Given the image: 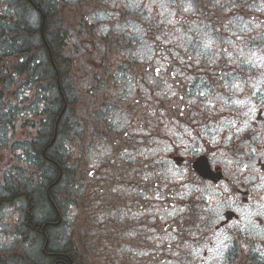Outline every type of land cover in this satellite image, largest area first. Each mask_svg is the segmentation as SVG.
I'll return each instance as SVG.
<instances>
[{
	"label": "flooded vegetation",
	"instance_id": "obj_1",
	"mask_svg": "<svg viewBox=\"0 0 264 264\" xmlns=\"http://www.w3.org/2000/svg\"><path fill=\"white\" fill-rule=\"evenodd\" d=\"M20 1L0 0V226H32L19 194L44 187L87 264H264V0H42L49 56L15 43L38 34Z\"/></svg>",
	"mask_w": 264,
	"mask_h": 264
},
{
	"label": "trees",
	"instance_id": "obj_2",
	"mask_svg": "<svg viewBox=\"0 0 264 264\" xmlns=\"http://www.w3.org/2000/svg\"><path fill=\"white\" fill-rule=\"evenodd\" d=\"M41 3L42 0L20 1L19 8L23 7L25 11L30 9L33 12L35 20L37 17V21L33 23L36 24V27L38 28V29H34L37 30L38 34L32 37L24 34L26 31L23 30V28L27 27L26 23L28 21L27 19H22L19 24V29L23 30V32H21L20 35L24 37V41L23 39H21V36H19L16 39L15 43L18 45L19 42H21L24 45V47L25 46L28 47V45L35 43L39 44L40 47H42V50L45 51L42 54L45 56L46 53V55L49 56V49L44 48V41L41 32V28H43V22H44V20L42 19L43 6ZM54 20L58 24L57 19H52L51 15L45 18V22L47 23L46 28L48 32H49L48 23L54 26ZM48 36H49V41H51V46L53 47L55 53L58 54L59 48L56 46V38L54 37V34L51 33ZM56 68L50 65L49 74L55 76L56 70L62 69L59 67ZM50 152L52 153L51 156L55 158L54 154L56 153L54 152V150H51ZM55 161L56 160H53V163H51L52 166L51 171L53 172L58 171V166H56ZM50 193L52 197L49 198L46 196L45 188L39 187L37 190H35L34 198L29 197L25 194L23 195L19 194V198L20 196L21 197L23 196V200L24 201L26 200L25 202L33 203L35 208L34 211L32 212V216L36 217V222H34L32 226L25 225L24 223L22 226L16 227V230L19 233L17 243H19L22 246L23 243H26L24 246L25 249L20 251L17 249L18 247L15 246L6 247L4 249L0 248V264H79V260L75 255L76 251L74 253L71 248H67V246H65L64 243H62V241H64V238L63 240H61L60 236L62 235L63 237L64 234L62 231H60L61 228L58 226H53L48 224V222L51 221L53 217H57V211L52 206V203L55 202L58 208V204L56 202L57 194H54L53 190H51ZM15 244L16 241H13L12 243L10 242V244H6V246L15 245Z\"/></svg>",
	"mask_w": 264,
	"mask_h": 264
},
{
	"label": "rangeland",
	"instance_id": "obj_3",
	"mask_svg": "<svg viewBox=\"0 0 264 264\" xmlns=\"http://www.w3.org/2000/svg\"><path fill=\"white\" fill-rule=\"evenodd\" d=\"M28 14L25 16L26 18L25 19H27V21H28V24L29 25H32V26H34V25H36V24H34L35 22H36V20L34 19V15H33V12L30 10V9H28ZM34 22V23H33ZM61 231V230H60ZM67 235V234H66ZM66 235H63V237H62V235L60 236V239L61 240H63V238H64V241H62V243H64V245L65 246H67V248H71L72 250H73V252L75 253V251H76V253L77 254H79V250L76 248V244H78L77 243V237L76 238H71V240L70 239H68L67 238V236ZM14 240H16V238H14V239H10V238H7V239H5V240H3V239H1L0 238V248L1 249H4V248H6V247H18L17 249L18 250H23V249H25V244L26 243H23V246L22 245H20L19 243H16L15 245H8V246H6V244H10L9 243V241H14ZM21 246V247H20ZM3 247V248H2ZM28 249V248H27ZM29 250V249H28ZM75 253V255H76V257H77V259L79 260V262H81V260L85 257V259H86V256L87 255H85V254H87V250H85V247H83V248H81V253L82 254H84V256L82 257V256H79V255H77ZM82 262H83V260H82Z\"/></svg>",
	"mask_w": 264,
	"mask_h": 264
}]
</instances>
